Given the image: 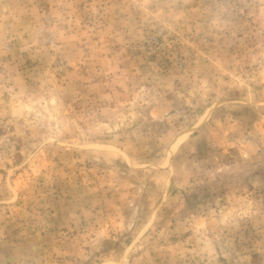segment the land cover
I'll list each match as a JSON object with an SVG mask.
<instances>
[{"label": "rangeland", "instance_id": "374dc122", "mask_svg": "<svg viewBox=\"0 0 264 264\" xmlns=\"http://www.w3.org/2000/svg\"><path fill=\"white\" fill-rule=\"evenodd\" d=\"M0 264H264V0H0Z\"/></svg>", "mask_w": 264, "mask_h": 264}]
</instances>
